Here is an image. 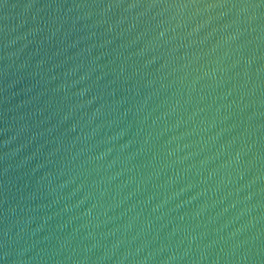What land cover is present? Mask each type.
Returning <instances> with one entry per match:
<instances>
[{
    "label": "water",
    "instance_id": "1",
    "mask_svg": "<svg viewBox=\"0 0 264 264\" xmlns=\"http://www.w3.org/2000/svg\"><path fill=\"white\" fill-rule=\"evenodd\" d=\"M0 264H264V0H0Z\"/></svg>",
    "mask_w": 264,
    "mask_h": 264
}]
</instances>
